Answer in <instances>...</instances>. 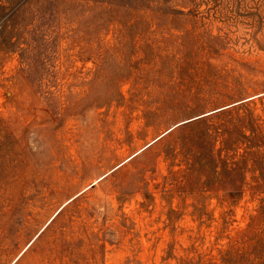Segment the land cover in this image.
I'll return each mask as SVG.
<instances>
[{
    "label": "rangeland",
    "instance_id": "1",
    "mask_svg": "<svg viewBox=\"0 0 264 264\" xmlns=\"http://www.w3.org/2000/svg\"><path fill=\"white\" fill-rule=\"evenodd\" d=\"M0 264H264V0H0Z\"/></svg>",
    "mask_w": 264,
    "mask_h": 264
}]
</instances>
